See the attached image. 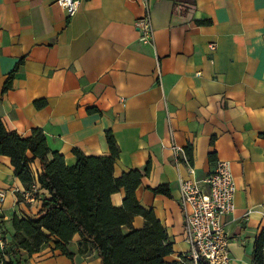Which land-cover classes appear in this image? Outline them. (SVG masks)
I'll list each match as a JSON object with an SVG mask.
<instances>
[{"label":"crops","instance_id":"0c3cea01","mask_svg":"<svg viewBox=\"0 0 264 264\" xmlns=\"http://www.w3.org/2000/svg\"><path fill=\"white\" fill-rule=\"evenodd\" d=\"M194 1L181 15L173 13L175 0H80L69 17L58 0H0V119L21 137L41 129L68 166L76 161L73 149L109 154L110 130L119 148L115 177L149 166L136 197L153 209L173 242L166 261L188 257L180 181L202 184L217 160L229 161L235 210L222 221L230 264H255L254 243L264 228V0ZM147 12L152 43L138 40L136 22ZM210 43L216 44L213 52ZM38 100L46 105L35 107ZM187 146L192 174L181 161ZM30 168L35 177L41 173L37 159ZM161 184L170 197L151 192ZM35 187L39 197L48 196ZM0 190V220L10 240L11 218L37 217L41 201L24 198L4 155ZM123 197L120 189L112 204L120 206ZM132 225L142 227L143 219L134 217ZM82 244L75 234L67 244L72 257L52 242L31 256L21 250V264H101L90 244L79 251Z\"/></svg>","mask_w":264,"mask_h":264},{"label":"trees","instance_id":"16d2710c","mask_svg":"<svg viewBox=\"0 0 264 264\" xmlns=\"http://www.w3.org/2000/svg\"><path fill=\"white\" fill-rule=\"evenodd\" d=\"M181 3L177 4L175 0L173 13L187 14L188 7L195 1L182 0ZM196 23L209 25L211 20H196ZM22 64L23 59H20L8 74L2 87L3 93L11 87L13 77ZM34 105L42 108L46 101L38 100ZM95 111L94 108L88 109V112ZM259 136L264 139V131ZM105 140L109 154L87 156L73 149L76 161L68 166L62 154L49 148L41 129L34 128L29 136L21 137L17 132L7 130L0 119V155L9 157L14 175L25 190L38 184L39 189L45 190L48 195L39 197L38 193L34 194L41 201L37 217L19 218L14 215L11 218L13 234L7 240L2 264H21V250L31 256L50 242L62 254L72 257L67 244L75 234L83 243L79 251L90 244L101 264H184L183 256L179 260H165L173 253V242L153 209L142 207L136 197V189L148 173L149 166L143 171L133 169L115 177L113 167L119 148L110 130L105 131ZM184 152L192 164L191 147H185ZM209 157L212 159V154ZM35 159L41 166V173L36 177L30 168ZM120 189L124 191L122 203L114 206L111 195ZM150 190L155 195L171 196L164 184ZM136 216L143 219V226L138 229L132 225ZM263 251L264 228L254 243L255 264H264ZM199 264L207 263L201 259Z\"/></svg>","mask_w":264,"mask_h":264},{"label":"built area","instance_id":"2783aa9c","mask_svg":"<svg viewBox=\"0 0 264 264\" xmlns=\"http://www.w3.org/2000/svg\"><path fill=\"white\" fill-rule=\"evenodd\" d=\"M80 0H58L69 17L78 10ZM146 5V0H142ZM138 40L152 43L153 30L148 12L136 22ZM209 51L216 50V44L208 45ZM175 152L180 149L174 147ZM182 162L190 174L193 167L185 154ZM236 186L231 164L217 160L214 170L204 177L202 184L189 179L180 181L179 202L185 212V241L189 246L188 257L195 263L203 259L207 264H230L229 232L222 219L235 210ZM36 193L35 185L23 191L24 198L30 199ZM5 192L0 190V200ZM7 238L0 220V264L5 258Z\"/></svg>","mask_w":264,"mask_h":264},{"label":"rangeland","instance_id":"374dc122","mask_svg":"<svg viewBox=\"0 0 264 264\" xmlns=\"http://www.w3.org/2000/svg\"><path fill=\"white\" fill-rule=\"evenodd\" d=\"M182 259V258H180ZM183 262L184 264H199V262L195 263L192 259L188 258V257H183Z\"/></svg>","mask_w":264,"mask_h":264}]
</instances>
